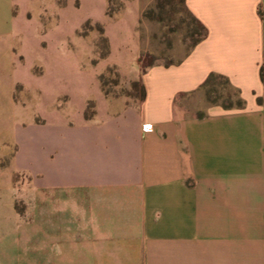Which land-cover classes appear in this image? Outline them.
Listing matches in <instances>:
<instances>
[{
	"label": "crops",
	"instance_id": "crops-1",
	"mask_svg": "<svg viewBox=\"0 0 264 264\" xmlns=\"http://www.w3.org/2000/svg\"><path fill=\"white\" fill-rule=\"evenodd\" d=\"M104 2L96 23L105 58L114 57L107 67L124 82L140 79L145 99L128 103L100 88L76 119L20 130L0 264H264V0H185L206 36L145 72L141 0L124 1L118 14L130 15L131 37L113 41ZM211 74L226 78L243 107L189 115L178 101ZM14 174L28 183L21 215Z\"/></svg>",
	"mask_w": 264,
	"mask_h": 264
},
{
	"label": "rangeland",
	"instance_id": "rangeland-1",
	"mask_svg": "<svg viewBox=\"0 0 264 264\" xmlns=\"http://www.w3.org/2000/svg\"><path fill=\"white\" fill-rule=\"evenodd\" d=\"M104 4V0H0V224L13 222L8 165L20 130L31 122L76 119L86 100L100 96L98 75L114 59L99 58L106 44L96 22L104 20ZM122 4L123 0H114L110 9L116 11ZM141 4L143 12H151L136 28L142 64L181 59L192 45L195 26L183 5L159 8L157 0H141ZM130 19L117 14L104 22L112 41L121 35L130 39ZM107 78L115 80L113 74ZM118 84L107 87L111 95L121 93V87L131 91L129 82L121 79ZM126 99L135 102L133 97ZM229 100V109L238 108L235 91L216 79L178 103L189 115L199 116L207 106L223 107ZM15 185L19 188L15 208L21 215L25 211L21 192L28 183L17 175Z\"/></svg>",
	"mask_w": 264,
	"mask_h": 264
},
{
	"label": "trees",
	"instance_id": "trees-1",
	"mask_svg": "<svg viewBox=\"0 0 264 264\" xmlns=\"http://www.w3.org/2000/svg\"><path fill=\"white\" fill-rule=\"evenodd\" d=\"M124 1L125 0H123V2ZM113 2H114V0H107L106 15H108L110 18H113L115 15H117L123 7V4H122V6H120L118 9H116V11L111 10L110 5ZM157 2H158L157 5L159 8H164L167 5L171 6V7L175 6L176 4L183 5L184 10L188 13V15L190 16L191 20L193 21V23L195 25L191 30V35L194 37V39L192 41V45L190 46V49L193 48L198 42H200L206 36L205 27L192 14H190V12L188 11V9L185 6V0H157ZM149 14H151L150 11L143 12L142 17H147V16H149ZM98 30L100 31V34H103L104 30L100 25H98ZM103 41L106 44V50L102 54H100V56H99L100 59H104L105 57H107V55L109 53L107 38L103 37ZM148 67H149V65H143L142 64V72H145L148 69ZM107 74H113L115 77V80H113V81L108 80ZM260 78H261L262 82L264 83V67H261V69H260ZM216 79H221L227 85H229L226 78L219 76V75L211 74L208 77V79L205 81L203 86L209 84L210 82H212L213 80H216ZM119 80H121L120 75H119L116 67H114V66L106 67V69L101 74L98 75V82H99L101 91L104 94V96L110 97V98H115V97L132 98L133 97L134 101H135V102H133L134 104H139V103L144 101L146 91H145V87H144V85L140 79L132 80L129 82L131 91H127L126 89L121 87V89H122L121 93H119L117 95H111V92L109 89H107V87L110 84H114V85L118 86ZM235 94L237 95L236 104H237L238 108L243 107L244 102L242 101V99L238 95V92L235 91ZM229 102H230V100L226 102V105H223V107L225 109H229L231 107ZM84 114H85L86 118H89L92 116V114H93V103L92 102L88 103ZM16 177H17V175H15V174L12 176V182L13 183H15Z\"/></svg>",
	"mask_w": 264,
	"mask_h": 264
},
{
	"label": "built area",
	"instance_id": "built-area-1",
	"mask_svg": "<svg viewBox=\"0 0 264 264\" xmlns=\"http://www.w3.org/2000/svg\"><path fill=\"white\" fill-rule=\"evenodd\" d=\"M144 129L147 131H150L152 128H151V126H146Z\"/></svg>",
	"mask_w": 264,
	"mask_h": 264
}]
</instances>
